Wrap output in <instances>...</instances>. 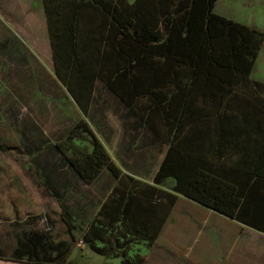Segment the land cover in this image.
Instances as JSON below:
<instances>
[{"label": "trees", "instance_id": "16d2710c", "mask_svg": "<svg viewBox=\"0 0 264 264\" xmlns=\"http://www.w3.org/2000/svg\"><path fill=\"white\" fill-rule=\"evenodd\" d=\"M42 1L50 64L82 109L103 82L166 136L157 181L264 230V81L251 77L264 33L216 13V0ZM92 143L62 154L86 182L104 167L119 176Z\"/></svg>", "mask_w": 264, "mask_h": 264}, {"label": "crops", "instance_id": "0c3cea01", "mask_svg": "<svg viewBox=\"0 0 264 264\" xmlns=\"http://www.w3.org/2000/svg\"><path fill=\"white\" fill-rule=\"evenodd\" d=\"M217 2L231 11L218 14L264 33V0ZM39 5L44 13L42 0ZM46 35L51 53L47 28ZM43 68L47 88L72 106L67 113L74 112L75 126L83 120L92 131L76 133L85 151L74 156L90 153L95 136L121 174L104 167L86 182L62 154L72 155L67 130L53 143L46 140L40 147L45 149L34 146L39 159L20 168L30 173L1 175L0 264H264V230L177 192L172 177L155 179L168 149L166 136L148 128L100 81L84 111L55 71ZM13 176L26 183L17 188ZM37 216L44 217L43 229H37Z\"/></svg>", "mask_w": 264, "mask_h": 264}, {"label": "rangeland", "instance_id": "374dc122", "mask_svg": "<svg viewBox=\"0 0 264 264\" xmlns=\"http://www.w3.org/2000/svg\"><path fill=\"white\" fill-rule=\"evenodd\" d=\"M2 4L8 5V11L3 10ZM39 4L40 0H0V25L10 32L8 39L7 33L0 31V180L5 178L1 175L8 172L30 173L20 168L29 167L27 165L39 159L40 153L34 146L45 149L40 147L46 140L53 143L62 130L70 132V154L85 151L76 143V133L83 127L77 128L73 123L74 112L67 113L72 106L62 105L55 90L47 88L45 82L48 77L43 66L54 70L50 64L45 17ZM214 11L231 14L221 2L216 3ZM22 61L28 65H21ZM251 77L264 81V41ZM32 146L34 149L30 152ZM20 177H9V180L18 184V188L26 183ZM36 220L37 229H43L44 217L37 216Z\"/></svg>", "mask_w": 264, "mask_h": 264}]
</instances>
